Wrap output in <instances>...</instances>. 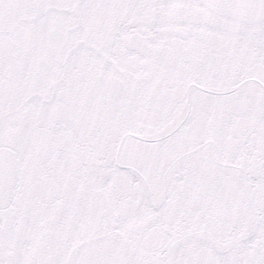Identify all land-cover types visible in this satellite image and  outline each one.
Wrapping results in <instances>:
<instances>
[{
  "label": "snow or ice",
  "instance_id": "1",
  "mask_svg": "<svg viewBox=\"0 0 264 264\" xmlns=\"http://www.w3.org/2000/svg\"><path fill=\"white\" fill-rule=\"evenodd\" d=\"M0 264H264V0H0Z\"/></svg>",
  "mask_w": 264,
  "mask_h": 264
}]
</instances>
